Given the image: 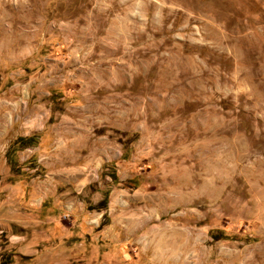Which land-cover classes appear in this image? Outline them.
<instances>
[{
    "label": "rangeland",
    "instance_id": "1",
    "mask_svg": "<svg viewBox=\"0 0 264 264\" xmlns=\"http://www.w3.org/2000/svg\"><path fill=\"white\" fill-rule=\"evenodd\" d=\"M0 264H264V0H0Z\"/></svg>",
    "mask_w": 264,
    "mask_h": 264
},
{
    "label": "trees",
    "instance_id": "2",
    "mask_svg": "<svg viewBox=\"0 0 264 264\" xmlns=\"http://www.w3.org/2000/svg\"><path fill=\"white\" fill-rule=\"evenodd\" d=\"M36 141V139L34 138V137H31V138H19L15 143H14V145L11 147V149H10V152L8 153V157H10V155H11V152L13 151H15L14 150V147L16 146V145H20V146H22V147H30V146H33L34 145V142ZM10 161V163H11V159L9 160ZM107 197H108V195H107ZM106 197V200H104V202H103V205H107V203H108V198ZM92 209V208H91Z\"/></svg>",
    "mask_w": 264,
    "mask_h": 264
}]
</instances>
